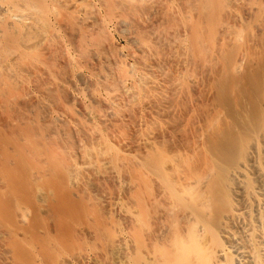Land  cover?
Segmentation results:
<instances>
[{
	"label": "bare ground",
	"instance_id": "6f19581e",
	"mask_svg": "<svg viewBox=\"0 0 264 264\" xmlns=\"http://www.w3.org/2000/svg\"><path fill=\"white\" fill-rule=\"evenodd\" d=\"M0 264H264V0H0Z\"/></svg>",
	"mask_w": 264,
	"mask_h": 264
}]
</instances>
